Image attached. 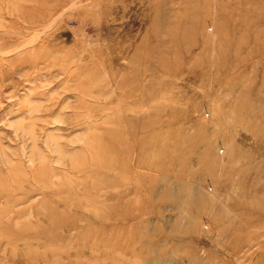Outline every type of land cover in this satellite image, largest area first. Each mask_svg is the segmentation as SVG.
<instances>
[{
	"label": "rangeland",
	"instance_id": "rangeland-1",
	"mask_svg": "<svg viewBox=\"0 0 264 264\" xmlns=\"http://www.w3.org/2000/svg\"><path fill=\"white\" fill-rule=\"evenodd\" d=\"M0 264H264V0H0Z\"/></svg>",
	"mask_w": 264,
	"mask_h": 264
}]
</instances>
